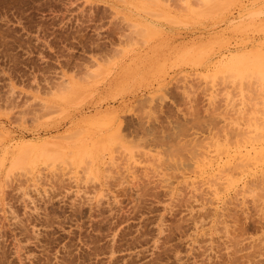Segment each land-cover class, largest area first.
I'll use <instances>...</instances> for the list:
<instances>
[{"label":"rangeland","instance_id":"374dc122","mask_svg":"<svg viewBox=\"0 0 264 264\" xmlns=\"http://www.w3.org/2000/svg\"><path fill=\"white\" fill-rule=\"evenodd\" d=\"M0 264H264V0H0Z\"/></svg>","mask_w":264,"mask_h":264},{"label":"bare ground","instance_id":"6f19581e","mask_svg":"<svg viewBox=\"0 0 264 264\" xmlns=\"http://www.w3.org/2000/svg\"><path fill=\"white\" fill-rule=\"evenodd\" d=\"M235 148V147H234ZM236 154H238V153H236Z\"/></svg>","mask_w":264,"mask_h":264}]
</instances>
